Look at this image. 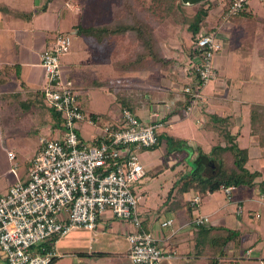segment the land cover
<instances>
[{
	"label": "crops",
	"instance_id": "crops-1",
	"mask_svg": "<svg viewBox=\"0 0 264 264\" xmlns=\"http://www.w3.org/2000/svg\"><path fill=\"white\" fill-rule=\"evenodd\" d=\"M71 1L74 0L64 1L65 6L75 7L69 4ZM42 2L44 3V0H0V66H18L20 81L18 83L11 77L7 83L0 85H8L12 80L16 83V88L12 90H0V100L7 107H10L12 103L28 100L45 84V77L38 65V55L42 50L50 48L53 37L57 34H65L68 28L71 34H78V28L72 29L76 23L70 17L60 18L57 15L54 18L51 12L35 14L34 10L37 9L38 12L45 10L51 0L44 9L40 7ZM205 6L210 7L211 5ZM222 7L223 2H215L210 8H207L206 16L205 31L213 33L221 45L220 50L213 58L214 79L200 88V99L187 115L184 114L183 109L176 111L174 106L175 103L181 101L178 96L182 94L183 87L196 83L191 71L193 64L198 59L193 41L184 45L175 39L177 37L175 36L172 44L170 43V33H163L161 35L163 40L156 44L153 41L154 33L137 34L131 30H124V21L121 15L120 20L113 27L110 24L111 17L107 21H102V24H97L103 28L100 33L103 36L95 43L99 49H102V53L107 52L108 57L105 58L109 59L108 63H100L101 72L98 75L102 80L101 84L117 86L120 91L115 97L114 104L116 106L112 108L113 112L104 117L107 121L105 124L114 123L117 120L121 108L120 100H124L128 103L129 110L142 123L151 122V115L158 112L164 125L158 131L157 142L161 135L171 137L176 143L183 141L192 150L190 159L195 158L197 151L206 153L216 144L223 147L224 144L217 131L225 130L233 138V143L238 149L247 151L246 169L249 163L252 167L253 160L257 162L253 171L247 169L250 172L258 173L252 187L240 186L231 188L228 193L219 190L216 193L207 194L191 211L190 217L184 215L181 208L168 209L164 204L156 211L159 213L161 209L162 213H167V216L161 220L154 221L148 217L149 215L138 213L142 229L154 237L156 246L164 255H171L170 258L163 259L161 264H214L213 260H209L211 257L194 256L192 241L194 225L191 224V221L197 216L208 218L210 223L203 228L215 230L214 237L201 239L202 247H205L201 250L209 249L211 253L213 251L216 256L214 257L217 259L215 264H264V245L259 249L256 246L255 250L256 242L260 239H255L254 231L250 233L245 230L250 227V225L248 226L249 220H261V216L255 214L254 207L264 205V191L262 193L258 191L264 186V157L262 150L257 146L256 139L249 134V122L246 137L243 136L244 132L242 131V109H246L248 121V106L255 104L249 102L250 100L243 95V92L249 86H253L252 91H254V87L258 88L264 85V59L258 56L259 45H255L253 41L261 35L259 26L262 25L258 22H264V0H247L245 10L226 21L222 19ZM129 22L131 24V20ZM110 38L114 40L112 51L108 48ZM127 46L130 52L134 48L137 52L134 62L139 61L140 63L135 64L136 71L127 72L114 64L118 60L119 62L123 61L125 57L122 54L127 51ZM111 53H114L113 57ZM97 66L99 68V65ZM108 91H111V88ZM137 91L145 93L142 99L139 98ZM257 105L264 106V104ZM86 110L81 109L85 115L103 117L90 110H87L88 113H86ZM37 114L40 128L35 131L44 134L33 131V135L25 136L18 144L20 153L29 161V165L31 158L39 149L38 139L40 137L53 138L57 129L56 121L49 119L50 117L44 113ZM83 124L89 125L87 122H82L79 125L78 139L84 145H92L94 138L98 135L99 127H95L94 133L87 141H84L79 134ZM95 125L96 123L89 126ZM160 143L161 140H159L158 146ZM175 154L182 155L179 162L184 163L186 156L180 152L169 153V156ZM140 159L142 160V158ZM29 165L19 178L20 181L17 182H23L26 179ZM186 167L187 171L188 165ZM147 172L151 173L150 170ZM177 172H173L174 176ZM8 187L10 184L0 180V195H3ZM252 190L255 192L252 193ZM133 191L139 196V199H142L141 193ZM193 197L195 196L192 194H184L186 201H190ZM232 207L234 209L230 210L229 208ZM169 219L172 220L170 226H160L162 222ZM73 231H76L74 232L76 237L73 239L72 245L77 244L80 248L79 251L74 252V256H72L73 252L69 253L73 258L70 264H131L126 257L128 246L125 238L131 231L127 221L116 219L109 211H105L98 217L94 231L88 232L83 229ZM220 231L221 235L219 236ZM230 233L233 235L231 236ZM218 240L221 243L225 242L222 248V259H218L216 255ZM58 241L54 239L52 245L54 251ZM95 241L96 243H94ZM99 241L101 242L97 243ZM248 250L250 253L247 258H244L246 257L245 252ZM55 254L56 259L61 258L57 253ZM0 264H5L4 256L1 253Z\"/></svg>",
	"mask_w": 264,
	"mask_h": 264
},
{
	"label": "built area",
	"instance_id": "built-area-1",
	"mask_svg": "<svg viewBox=\"0 0 264 264\" xmlns=\"http://www.w3.org/2000/svg\"><path fill=\"white\" fill-rule=\"evenodd\" d=\"M224 2L225 0H216ZM247 0H228L222 19L227 20L245 10ZM70 39L65 34L53 37L49 49L38 55V65L45 77L40 91L45 106L62 121L60 139L40 137L39 149L30 160L27 177L15 182L0 195V253L5 264H50L56 258L53 246L44 242L61 237L71 230L92 232L96 221L105 211L128 222L131 231L126 235L127 260L131 264H161L164 255L154 237L142 229L137 213L139 196L133 185L144 176L138 151L157 144L162 117L153 113L149 123H142L129 109L121 107L114 123L98 128L94 144L84 145L77 131L82 122L94 125L96 115H85L77 95L60 70L59 57L69 50ZM193 46L198 54L191 71L196 83L183 87L190 96L184 108L190 113L200 99L199 90L214 79L213 58L221 45L211 32L201 30ZM9 159L13 155L7 152ZM231 188H221L225 193ZM193 197L189 205L198 204ZM207 217L197 216L194 226H208ZM172 220L160 224L167 227ZM250 251L245 252L248 256Z\"/></svg>",
	"mask_w": 264,
	"mask_h": 264
},
{
	"label": "rangeland",
	"instance_id": "rangeland-1",
	"mask_svg": "<svg viewBox=\"0 0 264 264\" xmlns=\"http://www.w3.org/2000/svg\"><path fill=\"white\" fill-rule=\"evenodd\" d=\"M135 1L137 3L135 9L137 11H142L141 13L143 14V17L146 18L145 20L151 27V33H154V43L157 44L163 40L161 38L163 33H170V43L173 44L174 40L177 39L184 45L191 41V37L188 35L187 31L186 20L193 15L198 8L200 9L203 4H210L212 6L217 2L216 0H205L201 5L198 4L197 6H183L180 4V7H177L173 13L164 15L158 10H152L145 13L143 10L148 4V1ZM118 2L119 0H74L69 2V4L74 5L76 8H69L65 6L63 0H51L45 10L41 12H38L37 9L34 10L36 11L35 14L39 15L51 12L54 18L57 17V15L60 18L64 16L70 17L77 26L72 29L78 28V34L76 35L71 34L69 28L66 29L68 31H66L65 34L70 39V45L68 53L59 57V64L63 80L68 82L76 93L78 105L81 109H87L103 116L98 117L95 126H89L86 124L82 125L79 134L84 141H87V139L94 133L95 127L98 126L100 128L107 122L104 117L106 115L109 116L113 112L112 108H115L116 106L114 104L115 97L120 93L117 86H103L101 84L102 80L98 75L101 72L100 63H108L109 59L105 58L108 57L107 52L105 51L102 53V49H99L98 45L95 43L103 36L100 35L103 28L101 25L99 27L97 24H102V21H107L110 17H113L115 11L114 6ZM42 4L43 2L40 7ZM205 5H203V7H206ZM136 10L135 12H132L131 10L132 15L136 16ZM113 42L114 40L110 38L108 48L111 51L113 50ZM126 50L127 51L122 54V56L125 57L123 58V61L121 60L119 62L118 60V62H115L114 64L115 66H120L127 72L134 71L136 67L135 64L140 63L139 61L134 62L137 57V52L135 51V48L130 52L128 46ZM97 65H99V68ZM14 88H16V83L13 80L8 85L0 86V90L4 89V91L12 90ZM109 88H111V91H108ZM252 89L253 86H249L244 90L243 95L250 100L249 102L264 104V85H261L258 88L254 87V91H252ZM87 110L85 111L86 113H88ZM37 113H44L47 117H50L49 119H52L50 110L45 106L44 102L38 98L34 99L33 95H31L26 102L22 104L15 102L12 103L10 107H7L5 103L0 100V180L8 185L10 184V186L15 182L20 181L19 178L23 175L24 170L29 165V161H27L25 157H23V154L20 153L18 144H20L21 139L25 136L33 135V131L39 133V131H35L40 128L38 122L39 116ZM246 113V109H242V131L244 132V137H246L248 127ZM39 134L44 133L40 132ZM53 138H55V134ZM171 149H180L179 152L186 156L184 163L179 162L182 155L175 154L169 156L168 151ZM7 152H10L13 155L12 159L7 157ZM137 153L139 158H142V160L140 159V163L144 170L143 178L133 185V190L139 194L141 193L142 197L137 205V213L147 214L149 215L148 217L154 221L161 220L167 216V213H162L161 209L159 213H156V211L168 197L167 194L170 191L171 183L176 178L173 172L178 171L185 173L187 168L186 165H188L189 168L192 167L195 158L190 159L192 150L183 141H179L178 143L175 142L168 147L164 140H161L160 145L156 147L155 150L150 148L141 149ZM251 163L252 167L249 163L247 169L253 171L257 162L253 160ZM174 164L175 168L172 171L171 169ZM148 170H150L151 173H148ZM159 170L160 172H158ZM153 173H157V176L150 175ZM258 191L262 193L264 191V186ZM251 192L254 193L255 191L252 190ZM253 196L256 195L253 194ZM254 208L256 209L255 214L260 215L261 220H249L248 226L250 225V227H248V230L247 228L245 230L250 233L251 231H254L256 233L254 236L255 239H260L256 242L254 247L256 250L257 247L259 249L264 245V205L255 206ZM229 209L232 210L234 207ZM71 231L63 237H55L56 240H59L55 245V253L61 258L55 259L51 264H70V261L73 258H71L69 253L73 252L72 256H74V252L79 251V245L74 243V245H72V241L76 237L74 233L76 231ZM100 242L101 241L97 243ZM94 243H96V241ZM247 257L248 256L244 258Z\"/></svg>",
	"mask_w": 264,
	"mask_h": 264
},
{
	"label": "trees",
	"instance_id": "trees-1",
	"mask_svg": "<svg viewBox=\"0 0 264 264\" xmlns=\"http://www.w3.org/2000/svg\"><path fill=\"white\" fill-rule=\"evenodd\" d=\"M66 1V0H64ZM148 4L143 10L145 13L150 12L152 10L161 11L162 14H171L173 11L180 7L179 0H147ZM135 0H119L118 3L114 6V15L111 17L110 24L111 27L114 26L116 22L120 19V15L122 20L124 21V30L130 31L133 33H151V27L149 23L143 17L142 11H137L135 9L136 5ZM201 5V4H199ZM228 6V0L223 2V12H225ZM156 8V9H155ZM135 12L136 16L131 13ZM208 13L207 8H203V5L198 8L193 15H191L186 21L187 23V31L191 37L192 41H195L198 33L207 26L206 16ZM240 14V13H239ZM237 14V15H239ZM236 15V16H237ZM117 17V18H116ZM235 17V16H234ZM121 20V21H122ZM131 20V24L129 22ZM122 21V22H123ZM262 26H259V31L261 35L256 37L253 41L255 45L258 46V56L264 59V22L259 21ZM257 27V25H255ZM258 29V27H257ZM140 37V36H139ZM11 77L15 79L18 83L19 81V68L15 65H1L0 66V85L7 83ZM196 81V79L194 78ZM193 85V84H192ZM20 86L22 84L20 83ZM145 93L138 92L139 98H143ZM34 99L38 98L43 101V95L39 90L34 95ZM181 101L180 103H175L174 109L176 111L184 110V108L188 105L190 101V96L182 93L178 96ZM25 101H20L22 104ZM120 106L126 109H130L128 103L124 100H120ZM50 110V109H49ZM50 114L52 115V119L56 121L57 129L55 131V139H60L62 133V121L60 117L55 114L52 110H50ZM248 122H249V134L256 139L257 146L262 150L264 157V106L257 104H250L248 106ZM218 136L221 138L223 142V147L219 144L214 145L211 149L202 153L201 151L196 152L195 162L192 167L189 168L185 173L177 172L175 173V180L170 187V191L168 192L167 199L162 203L168 209H172L174 207H179L182 209V212L187 217H190L191 211L199 204L195 206L189 205V200H184V194H192L198 198L199 201L204 199L207 194H213L218 192L221 188H237L240 186L250 188L254 185L255 178L258 177L257 172H250L246 169L245 164L247 162V151L245 149H238L236 144L233 143V138L228 134L225 130H218ZM164 140L165 144L171 146L176 141L171 137L160 136L159 140ZM157 144L150 148L155 149L158 146ZM180 149H171L168 151V154L171 152L178 153ZM208 161L214 162V167L212 169H208L206 167V163ZM160 172V171H158ZM152 176H156L157 173L150 174ZM173 194V195H172ZM171 199V201H169ZM198 201V202H199ZM144 228V227H143ZM215 230L212 228H203L199 226H194V230L192 232V241H193V253L194 256H203L210 258L209 260H213V263H217L215 253L212 251L209 252V249L201 250L205 247H202V238L214 237ZM224 233H228L227 231H222ZM221 231L219 232V236ZM231 236L233 233H230ZM212 239V238H211ZM54 239H51L47 242H44L42 245L46 249L52 247ZM218 242L217 247V258L222 259L223 257V246L225 242ZM215 256V257H214ZM56 258L52 259L51 263ZM216 260V261H215ZM50 263V264H51Z\"/></svg>",
	"mask_w": 264,
	"mask_h": 264
},
{
	"label": "water",
	"instance_id": "water-1",
	"mask_svg": "<svg viewBox=\"0 0 264 264\" xmlns=\"http://www.w3.org/2000/svg\"><path fill=\"white\" fill-rule=\"evenodd\" d=\"M204 1L205 0H179L180 4H182L183 6H192V5L200 4V3L204 2ZM48 2H49V0H44V3L41 6V9H44ZM206 167L208 169H212L214 167V162L208 161L206 163Z\"/></svg>",
	"mask_w": 264,
	"mask_h": 264
}]
</instances>
